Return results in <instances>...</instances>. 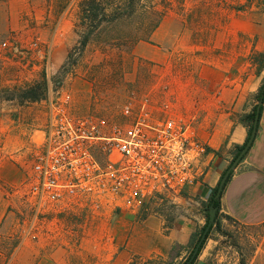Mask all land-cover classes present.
Here are the masks:
<instances>
[{
  "label": "rangeland",
  "instance_id": "374dc122",
  "mask_svg": "<svg viewBox=\"0 0 264 264\" xmlns=\"http://www.w3.org/2000/svg\"><path fill=\"white\" fill-rule=\"evenodd\" d=\"M78 2L0 0V86L34 83L43 73L48 80L42 99L21 105L17 98H0V264H22L24 241L36 248L48 242L76 247L79 239L73 232L80 237L87 226L85 212L39 210L27 194L30 155L25 152L26 137L44 127L52 98L68 93L76 114L118 122L124 119L123 106L130 102L135 106L146 102L159 117L186 120V71L191 64L196 69L198 56L216 61L232 49L238 54L236 65L242 66L248 59L249 71L264 74L255 62L258 51L250 50L248 58L243 55L247 44L256 42L263 31L264 0H185V4L153 0L155 8L166 10L153 44L141 41L145 46L142 53L152 51L154 59L142 56L135 48L127 51L118 45L119 39L113 41L128 30V25L121 24L115 30L104 25L82 52H74L63 71L83 29ZM147 4L139 9H146ZM186 39L202 49L187 51ZM176 204L165 201L159 206ZM209 238L213 244L211 264H264V224L221 225ZM16 241L18 253L9 257ZM182 262L168 259L144 264Z\"/></svg>",
  "mask_w": 264,
  "mask_h": 264
},
{
  "label": "crops",
  "instance_id": "0c3cea01",
  "mask_svg": "<svg viewBox=\"0 0 264 264\" xmlns=\"http://www.w3.org/2000/svg\"><path fill=\"white\" fill-rule=\"evenodd\" d=\"M14 1V0H10ZM256 42L247 44L249 51L264 52V26ZM159 29V27H158ZM158 29L151 42L156 40ZM138 43L135 51L145 46ZM202 46L186 39V50H201ZM216 61L197 57L196 69L191 64L186 71V121H190L196 137L207 145L204 174L186 189L185 196L175 206L150 205L138 213L111 211L100 216H88L86 229L75 247L66 242L37 248L23 242L22 264H144L148 261L185 259L192 236L207 221V208L213 190L230 165L236 145L245 143L248 127L239 116L249 113L254 96L264 79L248 70L247 63L236 65L238 54L225 50ZM154 59V53H142ZM193 63V62H192ZM193 66V67H192ZM191 68V69H190ZM46 120V119H45ZM45 123L43 124V126ZM44 127L28 133L26 155L40 145ZM173 207V208H172ZM218 218L221 225L264 224V105L258 132L248 153L234 169L220 200ZM212 239L206 244L194 264H211ZM16 248L13 255L17 254Z\"/></svg>",
  "mask_w": 264,
  "mask_h": 264
},
{
  "label": "built area",
  "instance_id": "2783aa9c",
  "mask_svg": "<svg viewBox=\"0 0 264 264\" xmlns=\"http://www.w3.org/2000/svg\"><path fill=\"white\" fill-rule=\"evenodd\" d=\"M70 101L68 93L49 101L31 154L27 194L39 210L138 213L177 203L204 174L208 148L190 121L130 102L118 122L76 114Z\"/></svg>",
  "mask_w": 264,
  "mask_h": 264
},
{
  "label": "trees",
  "instance_id": "16d2710c",
  "mask_svg": "<svg viewBox=\"0 0 264 264\" xmlns=\"http://www.w3.org/2000/svg\"><path fill=\"white\" fill-rule=\"evenodd\" d=\"M147 1L149 3L147 4V8L144 10H140L139 7L142 6L144 3H146ZM177 1H179L181 4H185V0H177ZM152 3L153 0H79L78 2L79 17H80L79 25L83 29L82 32L80 33V39L78 40V43L68 53L67 60L62 67L63 71L67 70L66 65L73 57L74 52L75 51L82 52L93 38L94 33L104 25L111 27L113 30H115L116 27L121 24L128 25L129 28L127 31L124 32V34L117 36V38L113 37L112 39L113 41H115V39H119L121 42H119L118 45L126 48L127 51L129 52H132L133 49L136 47V45L141 41L151 42L152 35L161 25L166 15V10H159L155 8L154 4ZM109 43H113L112 40H110ZM255 62L258 64L259 70L264 69V52H256ZM47 91H48V80L46 78V74L43 73L42 78L40 80L35 81L34 83H25L21 85H15L13 87L0 86V93L3 92V95L0 94V98L7 101H11L17 98L19 104L22 105L25 102L42 99L43 97H45ZM254 98L256 99V103L254 104L253 109L249 113L239 118V120L245 123L248 127V136L246 141L248 140L250 133L252 131L253 122L257 110V103L260 98L263 99V105H264V79L259 88V91L255 94ZM263 105L261 107V113H262ZM246 141L242 145L235 146L234 156L232 158L231 163L240 153V151L246 144ZM233 171L231 172L226 184L231 179ZM218 186L213 190L209 202V206L210 204H214V206L218 208L216 219L213 225L211 226L210 230L208 231L206 238L201 244L197 256L189 264H194V262L196 261V259L200 254V251L204 247L207 239L210 237L211 233L214 230H221V222L218 218L220 200H216L214 198ZM209 206L207 208V214H206L207 221L205 225L192 236V240L189 245V249H190L189 254L185 257L182 264H185L187 260L190 258L196 244L200 240L208 224ZM18 244H19L18 241H16L13 244L9 252V257H11V255L14 253V251L18 247Z\"/></svg>",
  "mask_w": 264,
  "mask_h": 264
},
{
  "label": "water",
  "instance_id": "95a60500",
  "mask_svg": "<svg viewBox=\"0 0 264 264\" xmlns=\"http://www.w3.org/2000/svg\"><path fill=\"white\" fill-rule=\"evenodd\" d=\"M262 105H263V99L260 98L258 100V103H257L256 115H255V119L253 122V127H252V131L250 133V136H249L248 140L246 141V144L244 145V147L240 151V153L233 160V162L230 163L227 170L224 172V174L220 180L217 192H216L215 197H214L216 200H221V195H222L224 186H225L231 172L238 166V164L240 163L242 158L248 153V151L250 150L251 146L253 145V143L255 141V138H256L257 132H258V126H259V120H260V113H261ZM217 210H218V208L216 206H214V204H210L209 211H208L209 212L208 224H207L200 240L196 244L193 253L191 254L190 258L187 260V262L185 264H189L197 256L199 249L201 247V244L203 243L204 239L206 238L208 231L210 230L211 226L213 225V223L216 219Z\"/></svg>",
  "mask_w": 264,
  "mask_h": 264
}]
</instances>
